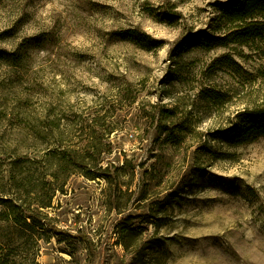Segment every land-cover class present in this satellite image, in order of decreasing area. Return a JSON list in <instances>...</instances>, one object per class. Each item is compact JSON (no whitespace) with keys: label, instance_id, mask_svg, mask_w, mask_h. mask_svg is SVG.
<instances>
[{"label":"rangeland","instance_id":"obj_1","mask_svg":"<svg viewBox=\"0 0 264 264\" xmlns=\"http://www.w3.org/2000/svg\"><path fill=\"white\" fill-rule=\"evenodd\" d=\"M228 1L0 0V190L10 164L37 172L77 145L86 118L115 129L109 181L68 180L36 261L0 228L11 264H264V137L220 138L264 106V38L186 46ZM184 123L169 143L163 127Z\"/></svg>","mask_w":264,"mask_h":264},{"label":"trees","instance_id":"obj_2","mask_svg":"<svg viewBox=\"0 0 264 264\" xmlns=\"http://www.w3.org/2000/svg\"><path fill=\"white\" fill-rule=\"evenodd\" d=\"M216 12L212 19L214 33L191 35L186 40V46L209 49L224 46L227 42L247 45L264 38V0L218 3ZM204 99L214 103L218 101L210 90L206 91ZM161 114L166 123L172 120V111L162 110ZM98 115L86 118L72 130L73 133H82L83 138L77 145L59 144L47 151L37 172H30L23 167V163L18 162L10 164L7 173L1 178L0 228L10 235H26L34 240V261L39 255L38 241L43 239L41 236L45 233L51 236L52 233L47 227L44 211L52 208L56 194H65L68 180L73 175L89 181L110 179L108 167L103 166L102 155L111 153V144L103 138L114 133L115 129L111 127V120L106 122L105 115ZM185 125H173L171 128L164 126V133L168 134L166 140L176 143L186 130ZM261 137H264V106L237 113L233 125L220 132L222 140L237 144ZM54 233L57 235V232ZM122 233H127L125 228ZM8 256L0 243V264H11Z\"/></svg>","mask_w":264,"mask_h":264}]
</instances>
